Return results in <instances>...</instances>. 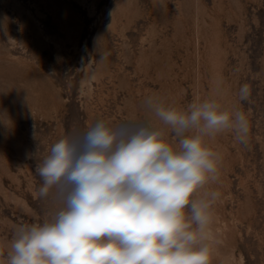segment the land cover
Returning <instances> with one entry per match:
<instances>
[{
    "label": "rangeland",
    "instance_id": "1",
    "mask_svg": "<svg viewBox=\"0 0 264 264\" xmlns=\"http://www.w3.org/2000/svg\"><path fill=\"white\" fill-rule=\"evenodd\" d=\"M150 95L247 114L246 144L209 142L212 264H264V0H0V264L18 226L57 210L35 171L52 145L99 120L159 124Z\"/></svg>",
    "mask_w": 264,
    "mask_h": 264
},
{
    "label": "clouds",
    "instance_id": "2",
    "mask_svg": "<svg viewBox=\"0 0 264 264\" xmlns=\"http://www.w3.org/2000/svg\"><path fill=\"white\" fill-rule=\"evenodd\" d=\"M238 95L247 101L249 86ZM143 103L159 124L99 120L52 145L35 171L38 197L57 210L17 227L6 264H212L220 193L208 186L222 158L209 142L227 132L246 144L248 116L216 99L186 109L152 95Z\"/></svg>",
    "mask_w": 264,
    "mask_h": 264
}]
</instances>
